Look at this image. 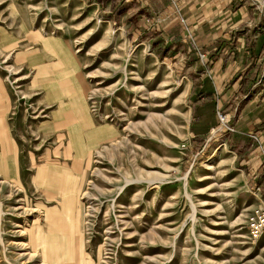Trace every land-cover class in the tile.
Instances as JSON below:
<instances>
[{
    "label": "rangeland",
    "instance_id": "obj_1",
    "mask_svg": "<svg viewBox=\"0 0 264 264\" xmlns=\"http://www.w3.org/2000/svg\"><path fill=\"white\" fill-rule=\"evenodd\" d=\"M169 2L0 0V264L264 263L245 228L264 203L257 137L234 132L235 107L211 112L207 54L166 39Z\"/></svg>",
    "mask_w": 264,
    "mask_h": 264
},
{
    "label": "crops",
    "instance_id": "obj_2",
    "mask_svg": "<svg viewBox=\"0 0 264 264\" xmlns=\"http://www.w3.org/2000/svg\"><path fill=\"white\" fill-rule=\"evenodd\" d=\"M173 1L175 10L182 16L180 22H176L180 30L167 32L166 39L175 41V44L182 40L184 53L195 61L197 50L207 54L205 66H199L201 72L194 78L198 81L205 77L206 87L203 89L202 83L197 87L209 94L206 99L211 112L215 108L235 107V115L230 122L236 134L245 137L250 133L256 135L257 143L251 150L254 152V168L260 162L257 157L264 158V76L261 75L264 71V24H256L257 8L245 0ZM161 2V8L170 3L169 0ZM154 6L152 1L147 8L155 11ZM204 71L207 74H203ZM203 97L200 95L198 98L202 100ZM70 103L73 108V103ZM240 117L244 118L241 120ZM75 119L80 120L78 117ZM259 142L263 147L258 145ZM77 185L78 176L70 187L61 185L56 191L66 201L64 195Z\"/></svg>",
    "mask_w": 264,
    "mask_h": 264
},
{
    "label": "built area",
    "instance_id": "obj_3",
    "mask_svg": "<svg viewBox=\"0 0 264 264\" xmlns=\"http://www.w3.org/2000/svg\"><path fill=\"white\" fill-rule=\"evenodd\" d=\"M219 116V113H217ZM247 237L257 239L264 231V203L254 207L245 218ZM264 264V263H263Z\"/></svg>",
    "mask_w": 264,
    "mask_h": 264
},
{
    "label": "trees",
    "instance_id": "obj_4",
    "mask_svg": "<svg viewBox=\"0 0 264 264\" xmlns=\"http://www.w3.org/2000/svg\"><path fill=\"white\" fill-rule=\"evenodd\" d=\"M97 1L100 3V2H102L103 0H97ZM110 1H112V0H110ZM123 10H124V7H123L121 4H119V2H118V3H114V4L112 5V8H111L109 14H113V16H117V15H119ZM200 72H201V70L199 69V70L196 72V74L198 75ZM202 79H203V78H202ZM204 81H206V80L204 79ZM209 116H210V117H209ZM208 117H209L210 120H212L213 125H216V124H217V121H216V119H215L214 113H212V114H210V115L208 114ZM261 181H264V169H262V170L259 172V175H258L257 178H256V182H257V184H259ZM261 184H262V189H264V182L261 183Z\"/></svg>",
    "mask_w": 264,
    "mask_h": 264
},
{
    "label": "bare ground",
    "instance_id": "obj_5",
    "mask_svg": "<svg viewBox=\"0 0 264 264\" xmlns=\"http://www.w3.org/2000/svg\"><path fill=\"white\" fill-rule=\"evenodd\" d=\"M186 92H187V87L185 88V90H184V94H186ZM163 94V93H162ZM183 94V93H182ZM150 121V126L151 125H153L154 127H156V129L157 130H159L160 129V127H162L163 128V122H162V120H149ZM154 121H157L156 123L154 122ZM133 124H135V123H133ZM152 126V127H153ZM145 127H146V125H145ZM127 128V127H126ZM128 130V129H127ZM155 131V130H154ZM151 134V133H150ZM166 139H165V137L163 136V135H161V141H165ZM221 154H223V153H225V152H227V150H226V148L224 147V145H222L221 147ZM30 256V255H29Z\"/></svg>",
    "mask_w": 264,
    "mask_h": 264
}]
</instances>
